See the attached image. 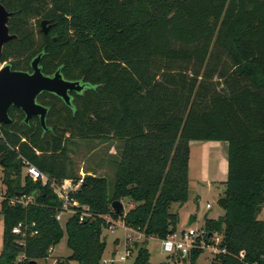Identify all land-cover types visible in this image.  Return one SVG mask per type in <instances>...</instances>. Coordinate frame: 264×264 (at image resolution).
Wrapping results in <instances>:
<instances>
[{"label": "trees", "instance_id": "1", "mask_svg": "<svg viewBox=\"0 0 264 264\" xmlns=\"http://www.w3.org/2000/svg\"><path fill=\"white\" fill-rule=\"evenodd\" d=\"M0 1L13 13L8 29L17 35L3 45L0 62L28 71L41 53L44 74L59 69L65 79L87 84L70 105L49 92L37 96L48 108L46 130L37 117L25 123L13 106L11 122L0 124V264L46 259L64 233L68 260L99 264L105 216L143 233L132 264H152L147 239L177 230L171 204L189 197L193 140L227 142L226 208L204 220L205 244L219 233L225 252L215 254L218 264H264V218L258 217L264 207V0ZM43 19L50 29L35 36ZM213 44L231 59L219 76L227 86L221 91L201 87L199 69L185 66L203 63ZM92 137L120 142L111 160L113 192L107 195L105 176L85 173L71 196L91 216L79 221L73 213L62 228L55 218L61 201L48 183L22 176L23 160L49 178L76 180L67 141ZM24 196L33 199L10 202ZM122 199L134 206L116 213L111 203ZM22 220L35 221L37 233L19 244L11 229ZM202 251L190 250V264ZM56 264L69 263L56 258Z\"/></svg>", "mask_w": 264, "mask_h": 264}, {"label": "rangeland", "instance_id": "2", "mask_svg": "<svg viewBox=\"0 0 264 264\" xmlns=\"http://www.w3.org/2000/svg\"><path fill=\"white\" fill-rule=\"evenodd\" d=\"M185 66L199 69L202 75L200 76L202 78L199 77V79L202 80L198 79V81H201L199 82L201 87H207L209 90L215 89L217 91H221L223 88L227 89L225 80L219 76L222 72L221 70H226L225 74L228 72V69L231 67V59L226 51L218 45L213 44L211 46L210 54L203 63L192 60L189 64H185ZM213 141L217 143L221 142L218 140ZM66 145L69 163L74 173L79 177L88 171L98 176H105L107 179V195L110 197L113 192L115 172V167L111 163V160L119 156L121 147L120 142L116 139L107 140L93 137L71 138L67 141ZM197 145H200L202 148L201 151L203 150L201 156L200 151L195 150ZM208 145L205 142L193 145L189 155V198L183 205L176 203L171 204V212H177L179 216L177 229L179 231L191 227L200 232L204 228V220L206 218L217 219L224 213V209L217 203V200L223 196L224 182L227 176V151L223 150L221 154L217 150L213 153V150H211L210 147L208 148ZM81 171H83L84 174ZM24 174H26L25 170H22V176ZM1 177L2 167L0 166V200L4 192V185L1 182ZM122 203L124 212L131 208L128 199H123ZM206 203H209L211 208L207 209L205 207ZM263 210L264 207L258 215L259 218H264ZM189 214H194L195 220L190 225H187L186 222ZM69 215L70 211L63 213L59 221L62 228H64L65 220ZM107 225H105L103 232L109 234ZM1 226L0 245H2ZM125 233L126 230L119 227L113 232H110L101 259L114 257L116 262L113 264H132L138 245L142 243L143 238L136 240L134 235H132L128 241L126 240L133 252L125 262H121V260H118V256L124 252ZM216 234L221 236L219 233ZM115 236L119 238H115L113 244L111 238ZM212 245L213 243L203 247V251L197 256L194 264H218L214 259L215 253L212 251ZM146 247L150 252V262L152 264H190L187 256L184 259H178L176 261L172 258L168 259L167 253L161 250L160 239L157 237H152L149 240L147 239ZM70 253L71 250L66 244V235L64 233L62 239L54 246L52 257L43 260L40 259L38 260V264H51L54 257L67 260L69 264H78L76 261L67 259ZM101 259L99 264H101Z\"/></svg>", "mask_w": 264, "mask_h": 264}, {"label": "water", "instance_id": "3", "mask_svg": "<svg viewBox=\"0 0 264 264\" xmlns=\"http://www.w3.org/2000/svg\"><path fill=\"white\" fill-rule=\"evenodd\" d=\"M0 1V57L3 45L9 40L15 39L16 34L9 33L8 22L12 16ZM48 20H41L42 32L46 33ZM41 53L37 54L30 62V71L12 69L9 64L0 69V124L11 122L8 110L10 106L19 108L24 113V122L32 117H38L44 130L47 129L45 118L48 108L37 101V96L42 92H49L60 97L67 105L71 104L70 92L82 93L87 84L80 80L65 79L59 69L52 74H44L39 65ZM217 203L226 208L225 196L220 197ZM116 213L123 210L120 200L111 203ZM195 220V215L190 214L187 225ZM29 264H37L36 260H30ZM113 264V263H111Z\"/></svg>", "mask_w": 264, "mask_h": 264}, {"label": "built area", "instance_id": "4", "mask_svg": "<svg viewBox=\"0 0 264 264\" xmlns=\"http://www.w3.org/2000/svg\"><path fill=\"white\" fill-rule=\"evenodd\" d=\"M23 169L25 170L24 175H28L33 180H40L42 185L49 184V186L52 188L53 192L56 194L58 199L61 201V208L58 210V212L55 214L56 220L60 221L62 218L63 213L70 211V215L68 218L73 214L77 213L79 221L84 220L86 217L91 216V212L89 210L88 205L81 204L76 198L72 197L71 194L76 191L83 182L84 175L78 177L76 180L71 179H62L60 181H57L53 178H49V176L41 171H39L33 164L23 160ZM84 174V173H83ZM1 197V195H0ZM32 196H24L20 198H12L10 199L11 203H20L23 205L28 204L30 201H32ZM205 207L208 209L210 208V204L206 203ZM264 212V210H263ZM67 218V219H68ZM66 219V220H67ZM65 220V222H66ZM105 221L107 225V229L109 232H113L116 228H123L126 230L125 233V242H124V252L123 254H120L118 256V260L124 261L132 254V250L130 247H127V241L128 239L134 235L135 239L144 238L143 233L127 228L126 226L117 224L115 221L111 219L109 216H105ZM36 223L35 221L31 220H22L18 221L11 229L12 233L15 234L17 237V241L19 244H24L27 237L36 235L37 230L35 229ZM204 230H201L198 232L194 228H187L186 230H175L174 232L166 235V237L160 239V245L161 250L163 252L167 253V258H172L173 260L178 259H184L186 256L188 257V254L190 250L196 246L198 247H204L206 246L205 241L203 239ZM211 238L213 240L212 245V251L217 253L225 252V248L218 247V243L221 240V236H218L216 233L211 234ZM127 240V241H126ZM217 244V245H216ZM210 245V244H209ZM129 246V245H128ZM54 246L50 247L48 252L49 255L47 258L52 257ZM240 256H242V252L239 253ZM20 259V258H19ZM171 259V261H172ZM116 262V259L113 257L111 258H103L101 259V264H111ZM174 262V261H173ZM172 262V263H173ZM51 264H56V257L52 259Z\"/></svg>", "mask_w": 264, "mask_h": 264}, {"label": "crops", "instance_id": "5", "mask_svg": "<svg viewBox=\"0 0 264 264\" xmlns=\"http://www.w3.org/2000/svg\"><path fill=\"white\" fill-rule=\"evenodd\" d=\"M202 143V142H205L207 145H208V148L210 147V149L211 150H213V153L214 152H216L217 150L222 154V152H223V150L224 151H227V142L226 141H221V142H216V141H213V140H208V141H201V140H193V141H190V143H189V147H190V151H189V155H190V152L192 151V147H193V145L194 144H199V143ZM211 147H213V148H211ZM201 147H200V145H197V147H195V150H197V151H200V156L203 154V150L201 151ZM226 153V152H225ZM222 162V161H221ZM82 173H84L83 171H81ZM88 174H92L91 172H87ZM188 178H189V180H190V177H189V161H188ZM189 198V197H188ZM123 200V199H122ZM122 200H121V202H122ZM123 204V203H122ZM132 206H134V203L133 202H130V207H132ZM210 208H211V205H210ZM262 211V210H261ZM190 215V214H189ZM189 217V216H188ZM188 220V219H187ZM115 223H117V224H121V225H123V222L121 221V220H117V221H115ZM186 224H187V222H186ZM2 225V226H1ZM0 226H1V229L3 230V222H2V216H1V214H0ZM109 234H110V232H109ZM108 233L106 234V233H104L103 232V236H104V239H105V241L107 242V237H108V235H109ZM1 236H2V233H1ZM115 238H119L118 236H115V237H112L111 238V242L114 244V239ZM152 237H149L148 238V240L149 239H151ZM1 248H2V245H0V251H1ZM110 253H111V250H110ZM104 254V253H103ZM104 257V256H103ZM37 261V260H36ZM126 260H124V261H121V262H125ZM37 263H38V261H37Z\"/></svg>", "mask_w": 264, "mask_h": 264}, {"label": "flooded vegetation", "instance_id": "6", "mask_svg": "<svg viewBox=\"0 0 264 264\" xmlns=\"http://www.w3.org/2000/svg\"><path fill=\"white\" fill-rule=\"evenodd\" d=\"M35 25V24H34ZM48 26V29H47V32L46 33H43L42 32V25H41V21H39L37 24H36V29H35V36H38V30L40 31V33L41 34H47L48 33V31H49V29H50V26H51V22L48 20V22L45 24V27H47ZM10 33V32H9ZM6 64H9L10 65V63L9 62H0V69L4 66V65H6ZM31 70V69H30ZM30 70H28V71H30ZM73 93H76V92H70V95H71V98H72V94ZM17 109H19V108H17ZM23 113V112H22ZM23 115H24V113H23ZM38 118V117H37ZM39 119V118H38Z\"/></svg>", "mask_w": 264, "mask_h": 264}]
</instances>
